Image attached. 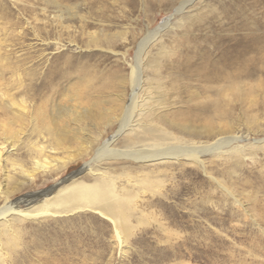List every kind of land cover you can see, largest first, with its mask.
Returning <instances> with one entry per match:
<instances>
[{
  "label": "bare ground",
  "instance_id": "bare-ground-1",
  "mask_svg": "<svg viewBox=\"0 0 264 264\" xmlns=\"http://www.w3.org/2000/svg\"><path fill=\"white\" fill-rule=\"evenodd\" d=\"M127 2L135 7L134 0ZM263 3L169 0L163 9L170 10V16L147 30L128 76L94 85L87 77L90 74L80 71L62 103L48 101L32 109L13 89L0 88V264H32L28 247L36 249L38 244L30 237L22 239L31 224L88 211L110 222L117 248L124 253L134 228L131 218L144 222L161 203L151 199L154 194H145L150 192L147 187H164L173 170L184 173L187 165L208 175L234 204L243 207L231 189L208 174L207 163L228 164L225 172L231 173L245 161L256 160L258 153L264 158V82L251 86L252 80L264 79V30L247 28L243 35L220 39L213 48L200 51L194 41L182 43L181 50L172 46L183 37L190 39L189 31L205 17L231 19L230 14L244 6ZM73 16L83 20L76 8ZM90 39L98 46L97 36ZM106 43L110 44L109 38ZM8 69L0 64V87ZM199 92L204 101L187 107L200 98ZM238 109L252 112L245 132L202 141L232 132L239 123L231 113ZM202 119L203 126L192 125ZM114 124L118 128L113 135L99 144L103 132ZM20 148L23 153H18ZM91 154L93 158L75 175L11 199L38 172H57ZM251 203L255 208L256 199ZM256 217L264 222V211ZM157 226L167 233L161 221Z\"/></svg>",
  "mask_w": 264,
  "mask_h": 264
},
{
  "label": "rangeland",
  "instance_id": "rangeland-1",
  "mask_svg": "<svg viewBox=\"0 0 264 264\" xmlns=\"http://www.w3.org/2000/svg\"><path fill=\"white\" fill-rule=\"evenodd\" d=\"M127 1L0 0V64L10 67L4 74L5 85L0 88L13 89L12 93L33 109L48 101L51 105L62 103V96L80 71L90 74L87 77L90 76L94 85L119 75L128 76L130 65L136 62L138 44L147 30L161 25L171 12L163 9L169 0H134L133 8ZM75 8L83 20L73 16ZM242 9L231 13V19L223 15L205 17L199 27L189 31L190 39L183 37L179 45L172 47L181 50L182 43L194 41L193 45L200 51L213 48L220 39L243 35L247 28L261 33L264 3L249 4ZM92 35L99 38L98 46L91 42ZM108 38L110 44L106 43ZM193 60L198 62L196 58ZM260 82L264 79L252 80L251 86L257 87ZM185 96L182 95L184 100ZM203 101L204 95L200 93L198 100L186 105L193 107ZM250 114L246 110L234 111L231 115L239 124L232 132L202 141L241 135L251 121ZM204 124L202 119L192 125ZM117 128L114 124L104 131L99 144L109 139ZM23 151L20 148L18 153ZM92 158L93 154L57 172H38L34 180H27L13 192L11 199L51 187L79 171ZM220 163H207L208 174L231 189L243 207L234 204L216 181L187 165L184 173L173 170L164 187H147L150 192L145 194H154L151 199L161 203L144 222L131 218L134 228L124 253L117 248L110 222L88 211L31 224L30 232L22 237L33 238L38 244L36 249L32 245L28 247L31 263L264 264V222L256 217L264 211V158L258 153L256 160L245 161L231 173L225 172L228 164ZM17 177L24 178L20 174ZM253 198L255 208L251 203ZM160 221L166 225L167 233L160 232L157 226Z\"/></svg>",
  "mask_w": 264,
  "mask_h": 264
},
{
  "label": "water",
  "instance_id": "water-1",
  "mask_svg": "<svg viewBox=\"0 0 264 264\" xmlns=\"http://www.w3.org/2000/svg\"><path fill=\"white\" fill-rule=\"evenodd\" d=\"M77 172H78V171H77ZM77 172H74V173L70 174L69 176H71V175H75Z\"/></svg>",
  "mask_w": 264,
  "mask_h": 264
}]
</instances>
